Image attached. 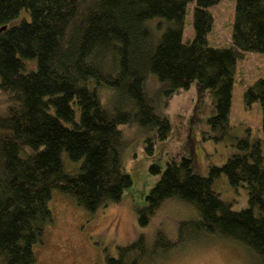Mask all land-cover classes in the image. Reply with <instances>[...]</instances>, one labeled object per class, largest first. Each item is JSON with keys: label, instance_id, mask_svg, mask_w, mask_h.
Returning a JSON list of instances; mask_svg holds the SVG:
<instances>
[{"label": "trees", "instance_id": "1", "mask_svg": "<svg viewBox=\"0 0 264 264\" xmlns=\"http://www.w3.org/2000/svg\"><path fill=\"white\" fill-rule=\"evenodd\" d=\"M189 1L193 37L183 42ZM220 1L0 0V264H36L32 248L53 223L54 190L89 212L120 200L131 180L121 170L119 127L156 128L159 140L170 130L146 89L147 76L156 77L165 95L193 82L208 89L215 114L207 121L228 130L236 61L244 52L264 54V0H232L230 45L221 49L206 42L213 23L208 9ZM23 10L29 18L13 23ZM156 18L165 27L154 41L162 28L149 25ZM243 98L246 106L259 103L264 130V79ZM235 147L240 152L205 177L193 172L188 158L169 159L162 171L151 165L160 176L138 210V224H147L165 200L177 199L198 213L179 225L178 242L203 233L225 237L264 264L261 141L238 140ZM63 154L78 163L75 172L65 170ZM221 175L231 186H244L245 209L232 211L213 190ZM163 239L159 234L155 247H163ZM145 252L140 237L107 264H139Z\"/></svg>", "mask_w": 264, "mask_h": 264}, {"label": "rangeland", "instance_id": "2", "mask_svg": "<svg viewBox=\"0 0 264 264\" xmlns=\"http://www.w3.org/2000/svg\"><path fill=\"white\" fill-rule=\"evenodd\" d=\"M194 2L186 6L183 42L191 40L192 10ZM213 23L206 35L212 48L230 45L234 17V1L221 0L208 9ZM28 19L23 10L13 23ZM161 23L162 28L153 32L156 41L165 27V21L154 19L149 25ZM264 79V54L244 52L237 59L231 90L229 128L226 132L212 128L208 119L215 114L214 99L208 89H201L193 82L187 89H177L165 95L159 91L155 76H147L146 89L157 100L159 114L164 116L170 130L163 140L157 138V129L138 125L121 126L124 142L121 147V170L128 175L131 185L124 189L119 201L109 203L94 212L81 207L67 195L56 190L48 206L53 223L45 227L42 242L33 246L36 264H107L116 259L118 249L136 242L140 237L146 247L139 264H259V257L242 243L213 234H200L178 242V227L182 222L196 220V209L177 199L165 200L147 224H138V210L145 207V196L156 184L160 174L149 171L156 165L160 171L169 159L191 161L193 172L207 176L211 166L219 167L233 154L240 152L235 144L245 140L249 144L261 141L264 154V130L258 102L244 103L245 89L256 80ZM107 97L106 91H101ZM148 143L151 144L148 147ZM64 168L75 172L77 164L62 155ZM213 190L232 211L248 206L247 191L243 185L231 186L224 175L213 183ZM159 234L164 237L163 247H155ZM170 243L172 246H167ZM166 244V245H165Z\"/></svg>", "mask_w": 264, "mask_h": 264}, {"label": "water", "instance_id": "3", "mask_svg": "<svg viewBox=\"0 0 264 264\" xmlns=\"http://www.w3.org/2000/svg\"><path fill=\"white\" fill-rule=\"evenodd\" d=\"M4 29V28H3Z\"/></svg>", "mask_w": 264, "mask_h": 264}]
</instances>
